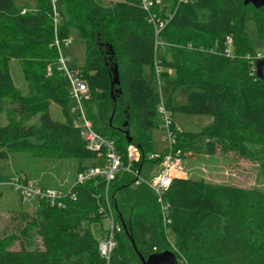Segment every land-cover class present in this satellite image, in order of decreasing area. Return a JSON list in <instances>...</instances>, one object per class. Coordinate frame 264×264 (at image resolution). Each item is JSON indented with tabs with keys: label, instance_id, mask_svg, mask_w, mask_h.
I'll use <instances>...</instances> for the list:
<instances>
[{
	"label": "trees",
	"instance_id": "16d2710c",
	"mask_svg": "<svg viewBox=\"0 0 264 264\" xmlns=\"http://www.w3.org/2000/svg\"><path fill=\"white\" fill-rule=\"evenodd\" d=\"M14 1L0 0V32L9 34L0 41V162L14 156L34 158L42 172L38 181L18 175L21 184L33 182L40 189L66 194L76 174L85 169L80 167L83 161L96 160L84 149L79 130L73 126L66 81L52 46L55 38H66L70 29L78 31L85 46L79 74L90 92L84 103L86 116L94 131L114 141L121 155L128 145L138 148L140 157L133 168L139 169L147 161L144 153L150 150V130L160 125L156 113L160 104L171 118L179 114L209 119L195 133L175 131L171 125L184 156L203 146L207 155L218 149L247 161L257 160L258 148H264V83L254 76V60L248 58L252 47L245 30L246 21L252 19L264 52V7L255 9L244 5V0H157L152 14L165 22L158 35L164 46L159 57L161 75H169V70L174 76L173 90L183 87L186 91L185 103L174 106L171 95L161 101L157 87L143 76L145 67L153 74L156 38L139 0L138 6L34 0L38 7L25 16ZM54 18H59L58 26ZM29 58L37 62L29 70L36 75L37 95L32 91L22 95L8 69L10 60L25 67ZM114 67L118 85L111 89L109 68ZM53 104L60 107L62 120L52 118ZM122 162H126L124 155ZM67 165L72 180L61 186L53 179ZM10 177L0 174V184ZM124 179L125 186L121 185ZM120 186L136 199L127 219L122 218L115 199L123 189ZM102 190L100 178L75 185L70 188L75 199L64 196L61 207H51L38 198L24 201L14 191L19 207L29 202L36 218L28 219L17 236L0 239V264H128L123 239L133 251L131 240L143 258L167 250L177 264H264V190L175 179L164 193L166 208L161 213L146 186L134 185L129 174L118 173L109 195L116 218L126 230L116 236L109 262L98 256L90 231L91 224L102 220L97 214V196ZM162 216L169 221L165 228ZM38 237L42 249L35 243ZM166 238L170 242L173 238L177 254L169 249ZM16 241L20 248L13 250Z\"/></svg>",
	"mask_w": 264,
	"mask_h": 264
},
{
	"label": "rangeland",
	"instance_id": "374dc122",
	"mask_svg": "<svg viewBox=\"0 0 264 264\" xmlns=\"http://www.w3.org/2000/svg\"><path fill=\"white\" fill-rule=\"evenodd\" d=\"M95 1H99L101 3L108 2V4L122 3L124 5H135L136 3L138 6L137 0ZM14 3L16 5V9L21 10V16L32 14L36 6L38 7L37 1L35 3L34 0H15ZM56 22L57 23L55 24L56 26H58V23H60L59 18H57ZM245 31L252 47V53L248 58L252 60L262 58L264 56V52L262 51L261 42L258 38L252 19L246 21ZM8 35V32H0V41L5 39V37ZM65 36L66 38L62 40L57 38L53 40L52 46L55 48V51L57 53L56 62L58 59H63L66 62V66L70 70L79 71V68L84 64V43L79 37L77 30L70 29L68 34H66ZM55 43H57L58 47ZM230 43L231 41L228 40V45ZM163 47L164 46L157 45V48L154 51L158 60L160 57V49H163ZM163 54L164 53L161 52V55L165 56V58L168 59L167 54ZM36 64L37 62L33 58H29L28 61H25V67H23L22 64L15 60H10L8 62V69L12 79V83L22 95H28L30 91H32V93L35 95L39 94V86L37 79L35 78L36 75H30L29 73V70L35 68ZM161 70L163 71L162 67ZM166 72L170 74L166 75L165 77H162V73H160L159 75V81L162 79L160 81V86L158 89L159 98L161 99V101H164L171 95V100L174 106L183 105L186 101L185 89L183 87H176L173 90L175 83L174 76L172 75V72H168V70H166ZM143 75L146 80L152 81L154 85L157 84L156 78L153 74H150L149 68H144ZM65 81V87H67L68 89L69 83L67 84L66 79ZM155 86L157 87V85ZM50 112L53 119L62 120V112L59 106L55 104L50 105ZM91 113L94 114V110H91ZM4 122L5 121H3L2 123ZM173 122L178 131L195 133L198 132L203 126H205L209 122V119L204 117H189L176 114L173 115ZM116 126L118 128H121L119 124ZM95 128H98V126H96ZM123 130L127 129L125 128ZM149 136L150 150H147L144 153V157L146 158H148L152 153H161L163 148L166 147V133L162 127L158 126L157 128L151 129L149 132ZM113 139L115 140V138ZM258 150L257 160L247 161L238 157L234 153H220L218 149H216L213 155H207L204 152L203 146H199L193 153H189L190 155L183 156V174L180 178L177 177L173 180H203L208 183L232 185L244 189L255 188L264 190V148H258ZM99 162V160L95 159L84 160L80 167L86 168L96 166ZM40 167L41 164L34 158L25 159L21 156H14L8 158L7 161L0 162V174L2 176H11V181L18 180V175L28 176L38 181L40 180V177L42 175ZM157 172L158 165L155 162L143 161V163L140 165L139 177L141 178V180L149 183L151 179L157 174ZM72 176V170L69 165H67V167L64 168L63 172L61 173L60 177H55L53 181L62 186L69 183L72 180ZM126 180L127 179L122 180V182H124L121 183V185H124ZM9 183L10 182H4L0 184V239L7 236H17L15 234H17L18 230L25 225V222L28 219L31 220L36 218V213L34 209L28 204L29 202L25 203L23 207H19L17 194L12 190V187ZM120 187L123 188V186ZM124 188L118 191L115 199L118 201L122 218L127 219L128 210H130L134 206L136 199L134 197L130 198L128 192H123ZM105 229L106 222L104 220H101L100 223L91 224L90 231L95 241H98L100 239L101 231ZM35 240V243L42 249L40 238L38 237ZM123 240L125 242L124 245L127 249L128 264H140L137 255L131 250L129 242L125 239ZM171 242L174 244L173 238H171ZM173 244L169 246V249L172 251V248L175 249ZM19 248L20 245L18 241H16L11 249L18 250Z\"/></svg>",
	"mask_w": 264,
	"mask_h": 264
},
{
	"label": "built area",
	"instance_id": "2783aa9c",
	"mask_svg": "<svg viewBox=\"0 0 264 264\" xmlns=\"http://www.w3.org/2000/svg\"><path fill=\"white\" fill-rule=\"evenodd\" d=\"M178 1L187 2L189 0ZM157 4V0H139V7L147 13V21L153 25L154 38H156V42H154V51L157 45L163 46L158 35L165 26V22L157 20L155 15L152 14L151 9ZM54 23H56V18H54ZM228 40L229 39H227L226 43H228ZM55 44L57 46V43ZM225 53H227V50ZM153 56L152 70L156 78L157 84L155 85H157L158 90L161 81H159V75L163 71L161 70V63L157 59L155 52ZM57 63L62 76L67 80V84L69 83L68 97L71 103L69 112L73 115V126L79 130V136L84 145V149L93 153L96 156V160L100 162L96 166L87 167L81 172H78L66 194L61 190L53 188L40 189L36 187L33 182L21 184L19 180H10L9 184L12 190L17 192L24 201L31 198H38L44 200L51 207H61V199L64 196L69 195L71 201L75 199L70 193V188L100 178L103 184V190L101 194L97 196V198H99L97 214L106 222V229L101 231V237L96 241V251L101 259L105 262H109L111 253L116 246L115 238L124 231L121 221L116 218L115 210L109 195V186L111 182L114 181L115 176L118 173L125 172L133 177L134 185L146 186L154 195L156 202L159 204L160 212L162 213L166 208L163 200L164 193L173 179L177 177L180 178L183 174L182 162L185 153L177 147L173 138L174 135L170 130L171 125L173 127L174 123L170 114L165 111L163 105L160 104L157 107L156 113L160 122L159 126L162 127L166 133V147L161 153H152L146 158L147 161L155 162L158 165V172L149 183L141 180L138 168H133V164L139 161L140 152L138 148L134 145H128L125 152L121 155L112 139L106 138L94 131L84 110V103L90 98V92L86 83L82 80L79 71L70 70L63 59H58ZM47 72V75H49L50 70L47 69ZM175 131H178V129L175 128ZM123 155L126 159L125 163L122 162ZM168 223L169 221L162 216V225L164 228ZM166 240L170 243V246L171 242L169 238H166ZM172 249L173 252L177 254L176 250L174 248Z\"/></svg>",
	"mask_w": 264,
	"mask_h": 264
},
{
	"label": "water",
	"instance_id": "95a60500",
	"mask_svg": "<svg viewBox=\"0 0 264 264\" xmlns=\"http://www.w3.org/2000/svg\"><path fill=\"white\" fill-rule=\"evenodd\" d=\"M243 4H250L255 9H260L264 7V0H244ZM253 71L254 76L256 79L264 83V56L260 59H256L253 62ZM110 74H111V81H110V88L112 89L114 86L118 85V79H117V71L116 68H109ZM117 93L120 92V90H115ZM111 95V94H110ZM124 126V125H123ZM125 136L127 137V132H124ZM128 140V139H127ZM124 231L126 230V226L122 224ZM132 249L134 252H136V249L133 245V242L130 240ZM140 264H177L176 257L170 252V251H163L158 254H150L146 258H143L140 254L136 252Z\"/></svg>",
	"mask_w": 264,
	"mask_h": 264
},
{
	"label": "crops",
	"instance_id": "0c3cea01",
	"mask_svg": "<svg viewBox=\"0 0 264 264\" xmlns=\"http://www.w3.org/2000/svg\"><path fill=\"white\" fill-rule=\"evenodd\" d=\"M143 74H144V70H143ZM143 76H144V75H143ZM172 121H173V117H172ZM173 123H174V122H173ZM164 149H165V147L163 148L162 151H164ZM162 151H161V152H162ZM138 171H140V167H139Z\"/></svg>",
	"mask_w": 264,
	"mask_h": 264
}]
</instances>
